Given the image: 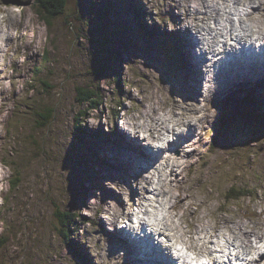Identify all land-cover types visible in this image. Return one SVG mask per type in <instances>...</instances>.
Masks as SVG:
<instances>
[{"label":"rangeland","instance_id":"obj_1","mask_svg":"<svg viewBox=\"0 0 264 264\" xmlns=\"http://www.w3.org/2000/svg\"><path fill=\"white\" fill-rule=\"evenodd\" d=\"M222 1L69 0L62 15L44 21L34 0H0V264H127L121 234L128 221L125 230L136 231L138 212L157 230V242L148 234L157 245L170 230L168 242L195 249L180 235L197 221L205 223L201 236L207 223L220 243L235 242L229 229L239 224L263 232L264 78L247 71L234 101L230 91L208 96L207 78L223 83L233 65L206 68L202 60L212 63L221 53L201 54L192 38L245 36L249 45L261 36L253 25L264 35V0ZM218 2L217 17H207L204 6ZM163 33L173 40L160 44ZM174 49L175 56L168 51ZM83 89L90 93L81 104ZM48 107L52 118L44 128L36 114ZM223 112L233 122L231 139L219 123ZM187 118L194 126L178 151L163 140L187 130L178 122ZM141 144L160 156L146 162L148 149L142 158L137 152ZM9 165H17L15 173ZM232 186L241 199H225ZM222 205L229 209L220 215ZM59 211L79 216L69 226L74 251L59 234ZM166 222L171 226L164 228ZM227 243L219 248L227 252Z\"/></svg>","mask_w":264,"mask_h":264},{"label":"bare ground","instance_id":"obj_2","mask_svg":"<svg viewBox=\"0 0 264 264\" xmlns=\"http://www.w3.org/2000/svg\"><path fill=\"white\" fill-rule=\"evenodd\" d=\"M239 1V0H237ZM243 1H248V0H243ZM221 2V1H220ZM202 6V5H201ZM205 8V6H204ZM211 17L214 18L213 15H211ZM209 19V18H208ZM197 28H199V24L196 25ZM253 28H256V33H258L259 35H261L263 38H264V35L261 34L260 32V29H262L263 27H256V26H252ZM199 30V29H198ZM205 33H210L212 32L211 29H208V30H203ZM240 32V29L237 33ZM199 34V33H198ZM204 34V33H203ZM229 35V34H228ZM247 36V34H245ZM230 36V35H229ZM248 38V37H247ZM210 39V38H209ZM227 39V40H226ZM230 40H233V42L235 43L234 48L232 47L231 43L229 42ZM246 43H248L247 39L245 36H238L236 37V39L234 37H227L223 40H219V41H215V37H212L210 42L208 43H205L204 41H194L192 42V46L193 47H196L199 49L200 53L203 54V53H209L211 55H218L220 56L219 54L221 52H229L230 54L227 55V57H231V58H234L235 57V54H242L244 56H246V53H251L252 54V44L249 42V45H247ZM236 45H238L237 48ZM219 48L221 50H219ZM239 49L241 51H239ZM199 53V52H198ZM255 56L262 59L260 60V63H264V55H259V52L255 53ZM210 57V55H209ZM202 58V57H201ZM208 58V56H207ZM218 60L216 62L217 66L220 67V71H221V66H222V57H216ZM215 58V59H216ZM241 55L240 57H238L236 59V66L233 68L231 74L227 77H225V81L223 83H220L219 81H221L219 78L218 79H215V78H212V77H208V81L207 83L211 84V89L208 88L207 90V95L210 96L211 94H216V95H219V94H224L226 92H229V96H231L230 98H233L234 96L238 95L242 89L245 87H243V81L246 82V80L244 79V75L247 73L248 71V75H252L254 74L255 72L256 73H259V77H263L264 78V74L262 73V71L264 70V66L262 65H258V66H255V67H247L243 64V62L241 61ZM213 59V58H212ZM263 61V62H262ZM206 60H202V63L206 64L205 63ZM191 65H192V68H190V70L193 72L196 70V67L198 64H195L193 63V61L191 62ZM264 65V64H263ZM205 67H207V64L205 65ZM209 67H213L212 65L209 66ZM211 71V69H210ZM219 71V76H221V72ZM209 73V72H208ZM214 73V72H212ZM205 78V77H203ZM256 78V77H255ZM251 80V78H250ZM249 81V79H248ZM244 82V83H245ZM205 83V82H204ZM193 104V103H192ZM194 105V104H193ZM195 106V105H194ZM182 121V124L183 125H188V128L187 130H185L184 132H180V130H178V133H175L176 131H174L172 134H173V138L169 139L168 138H165L163 140L164 141H167L166 143L169 145V147H175L176 144L177 145H182L183 147V143L186 141V139H189V132H190V129L193 128V120H190L189 118L185 119V120H181ZM160 127V126H159ZM171 135V134H170ZM182 141V142H181ZM136 142V141H135ZM181 147V148H182ZM132 149V148H131ZM147 147H144L142 144H141V149L140 151H137L138 152V155L140 156H143L145 155V153L143 152H146L147 151ZM177 149V148H175ZM173 149V151L175 150ZM178 150V149H177ZM181 150V149H180ZM179 151V150H178ZM154 153H157L159 156H160V149L159 150H156V151H153L151 150V148L148 149V157L146 158V161L149 162L150 159L152 158V154ZM161 157H157L155 160V163L159 161ZM171 211H174V210H171ZM197 213V212H196ZM195 214V213H194ZM174 216L178 219H180L177 214H174ZM142 218V217H141ZM171 219V218H170ZM203 219V218H202ZM178 223V222H176ZM205 224V223H204ZM204 224L201 223L200 226H203ZM148 227H151L152 226V223H147L146 224ZM240 227L237 231L236 228H234V230H230V232H232V234L235 236V237H239V238H236V242L237 243H240L239 245V251L242 252L243 254L247 253V256H246V264H254L256 259L251 256V253L252 252H256L259 247L258 246H254L252 244V239L251 237L252 234H256L255 231L253 229H250V230H245V226L244 224H239ZM171 224L169 222H166L164 224V228H167V227H170ZM219 227V226H218ZM162 228V227H161ZM159 226L157 229H159V233H161V229ZM195 228H191V227H187V228H184V230H179L181 231V241L182 242H185L183 239H182V233L183 235H187L189 239H191V234L194 235V233H197V234H200V230L198 229L197 231L194 230ZM165 230V229H164ZM155 234L157 233V230H154ZM169 232H172V231H166V234L163 239V242H165V244L162 242V240L160 239L161 236L158 237V239L164 244H162L161 242H158L162 247H160L159 245L155 244V242H153V240L151 238H149V235L147 233H143L141 236L139 235H136L134 234L133 232H129V231H123V233L121 234L123 236V239L126 240L128 246H130V248L132 247L130 244H135V249L134 251L135 252H131V254L133 256H136V257H139V258H142V257H149V255H155L157 256L158 258H156L157 260H160L161 264H177L176 262L173 261V257L175 256V254L177 255V257H180L178 255V253L180 255H182L181 251L179 252H173L175 253L173 255V253L171 254V251H169L168 249L172 246H174V243H170L168 242V240L170 239V233ZM240 232H242L243 234H241ZM121 233V232H119ZM134 234V236H133ZM256 239L258 240H262L264 237L262 235H256L254 236ZM254 239V238H253ZM255 240V239H254ZM191 242V241H190ZM233 242V241H232ZM232 242L230 243H227L224 242V243H227L229 244V247H228V250L227 252L223 249V248H219L222 246V244H224L223 242L219 244V242H216V247L215 249H208L206 251L207 254H211L212 252H217L219 254H224V256H227V257H230V255H235L237 250H234L233 247H232ZM182 244V243H180ZM177 247H180L179 245L176 244ZM230 246H231V249H230ZM191 247H193V245H191ZM228 251H231L232 254H228ZM137 253V254H136ZM130 254V255H131ZM145 260L148 262L149 260L145 258ZM213 264H217L216 261L213 262Z\"/></svg>","mask_w":264,"mask_h":264},{"label":"trees","instance_id":"obj_3","mask_svg":"<svg viewBox=\"0 0 264 264\" xmlns=\"http://www.w3.org/2000/svg\"><path fill=\"white\" fill-rule=\"evenodd\" d=\"M34 2L37 5V7L39 9L43 10L44 13L46 14L45 19L44 18H42V19L44 21H49L51 18L63 14L69 0H34ZM57 7H58V9H57ZM40 71H41V68H40L39 72ZM99 72H101V71L99 70ZM103 73L106 74L105 72H103ZM41 84H42V86L44 85L45 87H47V85H45L44 82H41ZM89 93L90 92L85 91V89L80 90V92L77 94L78 102L81 104H83V102H88V100H86V99L88 98ZM52 112H53L52 109L48 107V108L43 109L42 112H38V114H36V117H39L40 121L41 120L43 121V124L41 127H44V128L46 127V125H47L46 123H48L52 118ZM79 116H80V113L78 114L77 118H79ZM8 167L12 171H14V173L16 172L17 165H16L15 169L10 165ZM17 181L18 180H16V182ZM12 184H13L12 188L15 189L16 187H14V186H17L16 183H12ZM227 194L230 195V197L228 199H238L241 195L239 191H235V190H229V192ZM56 217L60 218V220L58 219V221L61 222V226H62L60 228L59 234L61 235L63 240L65 239V244L68 245V247H71L74 251V247L72 245L71 233L69 231V226L70 225H76V220L79 219V216H75V218H69L67 214L60 213V211H59V213L56 214ZM62 222L64 223V225Z\"/></svg>","mask_w":264,"mask_h":264}]
</instances>
